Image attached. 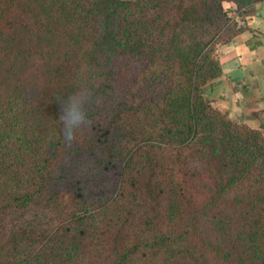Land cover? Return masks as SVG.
<instances>
[{"label":"trees","instance_id":"trees-1","mask_svg":"<svg viewBox=\"0 0 264 264\" xmlns=\"http://www.w3.org/2000/svg\"><path fill=\"white\" fill-rule=\"evenodd\" d=\"M223 2L264 4L0 0V264H264V133L203 94Z\"/></svg>","mask_w":264,"mask_h":264},{"label":"crops","instance_id":"crops-1","mask_svg":"<svg viewBox=\"0 0 264 264\" xmlns=\"http://www.w3.org/2000/svg\"><path fill=\"white\" fill-rule=\"evenodd\" d=\"M242 18V31L217 50L221 76L205 94L211 106L251 128L264 125V4Z\"/></svg>","mask_w":264,"mask_h":264},{"label":"clouds","instance_id":"clouds-1","mask_svg":"<svg viewBox=\"0 0 264 264\" xmlns=\"http://www.w3.org/2000/svg\"><path fill=\"white\" fill-rule=\"evenodd\" d=\"M92 95L86 88H82L66 98H56V103L60 106L59 120L66 133H73L91 124L85 111V105L92 102Z\"/></svg>","mask_w":264,"mask_h":264},{"label":"rangeland","instance_id":"rangeland-1","mask_svg":"<svg viewBox=\"0 0 264 264\" xmlns=\"http://www.w3.org/2000/svg\"><path fill=\"white\" fill-rule=\"evenodd\" d=\"M222 8L227 12V14H228V16H230V17H234V19H235V21H236V23H237V25L239 26V27H241V25H240V21L242 20V17H236L235 16V14H234V6L232 5V4H230V3H226V2H223L222 3ZM224 45H222V44H217L216 45V54H217V50H219V48H221V47H223ZM208 85H207V83L205 84V85H203V94H204V97L205 98H207L206 97V94H205V89H206V87H207ZM235 121V120H234ZM237 122V121H236ZM238 123H242L241 122V120L240 121H238ZM261 131L264 133V125H263V123L261 124Z\"/></svg>","mask_w":264,"mask_h":264}]
</instances>
